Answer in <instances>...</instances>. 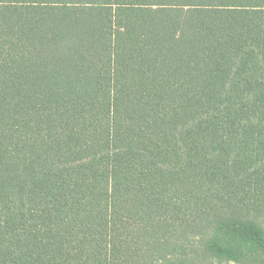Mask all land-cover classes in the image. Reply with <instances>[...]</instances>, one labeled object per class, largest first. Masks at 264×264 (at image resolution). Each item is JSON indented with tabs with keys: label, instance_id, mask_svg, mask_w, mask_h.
Wrapping results in <instances>:
<instances>
[{
	"label": "trees",
	"instance_id": "obj_1",
	"mask_svg": "<svg viewBox=\"0 0 264 264\" xmlns=\"http://www.w3.org/2000/svg\"><path fill=\"white\" fill-rule=\"evenodd\" d=\"M0 264H264V0H0Z\"/></svg>",
	"mask_w": 264,
	"mask_h": 264
}]
</instances>
